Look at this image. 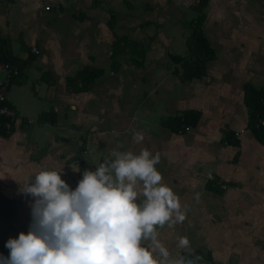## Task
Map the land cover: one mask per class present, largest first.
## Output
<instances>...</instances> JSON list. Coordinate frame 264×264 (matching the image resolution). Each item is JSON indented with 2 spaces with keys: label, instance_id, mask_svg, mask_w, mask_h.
<instances>
[{
  "label": "crops",
  "instance_id": "1",
  "mask_svg": "<svg viewBox=\"0 0 264 264\" xmlns=\"http://www.w3.org/2000/svg\"><path fill=\"white\" fill-rule=\"evenodd\" d=\"M199 3L0 2L3 50L19 64L33 57L20 64L11 84L15 116L4 125L6 134L0 133V254L7 257L5 243L27 234L32 223L35 198L20 191L27 180L34 183L42 170L57 171L75 190L83 172H95L113 150L138 155L147 149L160 154L162 183L187 209L183 223L156 228L170 259L264 264V145L249 130L244 101L245 85L264 90V0H207L202 30L215 59L206 64L204 78L182 82L174 75L181 67L170 55L190 58L186 40ZM114 33L144 45L143 68L121 55L119 70L112 71ZM88 68L103 71L90 89L68 88V79ZM190 110L202 115L186 134L162 125ZM44 113L49 116L41 120ZM134 132L143 134L142 142L134 141ZM234 133L239 146L233 145ZM214 176L228 183L222 194L206 189ZM143 199L138 196L137 203ZM180 237L188 238V249L177 247ZM153 256L162 259L158 252Z\"/></svg>",
  "mask_w": 264,
  "mask_h": 264
},
{
  "label": "clouds",
  "instance_id": "2",
  "mask_svg": "<svg viewBox=\"0 0 264 264\" xmlns=\"http://www.w3.org/2000/svg\"><path fill=\"white\" fill-rule=\"evenodd\" d=\"M133 139L144 137L134 132ZM111 157L95 172L85 170L75 190L57 171L42 170L34 183L27 180L20 191L35 198L32 223L27 234L5 243L9 255L0 254V264H194L186 256L170 259L158 240L157 226L183 223L187 214L162 183L160 154L113 150ZM138 196L144 197L140 203ZM177 247L188 249V238L180 237Z\"/></svg>",
  "mask_w": 264,
  "mask_h": 264
},
{
  "label": "trees",
  "instance_id": "3",
  "mask_svg": "<svg viewBox=\"0 0 264 264\" xmlns=\"http://www.w3.org/2000/svg\"><path fill=\"white\" fill-rule=\"evenodd\" d=\"M207 0H200V3L196 7L199 16L191 23V35L186 40V45L190 53V58H185L176 55H170V59L173 63L180 65L182 72L179 69L174 71V75L179 77L182 82L192 81L194 79L201 80L206 76V64L215 59V52L212 49L209 41L203 34V8ZM115 17L112 16L109 20L110 27L113 28ZM116 38L115 48L112 52V71L117 72L120 68L119 56H130L134 65L138 68H143L145 64V47L143 44L129 39L126 36H119L114 33ZM7 51V50H6ZM3 50V46L0 44V61H5L11 65L17 66L20 70L21 67L27 65L33 57L27 61H21V67L19 61L9 56V54ZM5 52V53H4ZM6 53L8 55H6ZM21 72V71H20ZM102 70L96 69H84L81 73L72 79H68V88L76 92H84L90 89L92 83L102 76ZM16 79V78H15ZM12 82H14V80ZM81 84V85H80ZM244 101L245 105L250 111L249 130H251L255 138L264 145V127L260 129L256 128L257 120L264 116V90H257L250 85L244 87ZM201 112L196 110L185 111L180 115L171 117L165 120L162 125L170 129L174 134L184 135L191 128L197 127L201 119ZM48 114L44 113L41 120L47 118ZM10 124V120L0 117V133L6 134L4 125ZM235 141L234 146H239V141L235 133L233 134ZM229 143V140H227ZM228 186V183L221 181L220 178L214 176L206 184L208 191L216 194H222L224 188ZM2 203H0L1 205ZM6 207H2V211H5ZM190 258V256H189Z\"/></svg>",
  "mask_w": 264,
  "mask_h": 264
},
{
  "label": "built area",
  "instance_id": "4",
  "mask_svg": "<svg viewBox=\"0 0 264 264\" xmlns=\"http://www.w3.org/2000/svg\"><path fill=\"white\" fill-rule=\"evenodd\" d=\"M50 6H46L45 10L49 11ZM35 55L39 54L40 51L37 48L32 49ZM20 76V70L17 66L11 65L8 62L0 61V117L13 119L15 112L10 106L8 101V94L12 84L13 79ZM264 127V116L257 120L256 128L260 129ZM238 137V135H236Z\"/></svg>",
  "mask_w": 264,
  "mask_h": 264
},
{
  "label": "rangeland",
  "instance_id": "5",
  "mask_svg": "<svg viewBox=\"0 0 264 264\" xmlns=\"http://www.w3.org/2000/svg\"><path fill=\"white\" fill-rule=\"evenodd\" d=\"M85 163V162H84ZM227 264H231L230 262H228Z\"/></svg>",
  "mask_w": 264,
  "mask_h": 264
},
{
  "label": "water",
  "instance_id": "6",
  "mask_svg": "<svg viewBox=\"0 0 264 264\" xmlns=\"http://www.w3.org/2000/svg\"><path fill=\"white\" fill-rule=\"evenodd\" d=\"M1 1H4V0H0V2H1Z\"/></svg>",
  "mask_w": 264,
  "mask_h": 264
}]
</instances>
